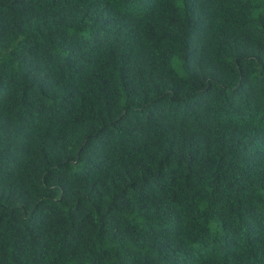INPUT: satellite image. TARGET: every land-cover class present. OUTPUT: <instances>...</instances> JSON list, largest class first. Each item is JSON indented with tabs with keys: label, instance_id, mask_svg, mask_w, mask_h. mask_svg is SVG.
<instances>
[{
	"label": "trees",
	"instance_id": "obj_1",
	"mask_svg": "<svg viewBox=\"0 0 264 264\" xmlns=\"http://www.w3.org/2000/svg\"><path fill=\"white\" fill-rule=\"evenodd\" d=\"M0 264H264V0H0Z\"/></svg>",
	"mask_w": 264,
	"mask_h": 264
}]
</instances>
